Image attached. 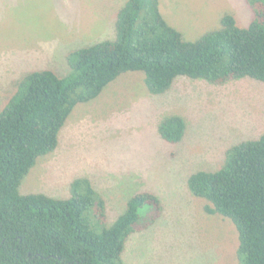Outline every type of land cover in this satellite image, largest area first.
<instances>
[{
  "label": "trees",
  "instance_id": "trees-1",
  "mask_svg": "<svg viewBox=\"0 0 264 264\" xmlns=\"http://www.w3.org/2000/svg\"><path fill=\"white\" fill-rule=\"evenodd\" d=\"M244 3L250 17L239 20L243 26L236 12H227L220 25L186 39L165 18L161 0H124L111 24L113 37L71 50L68 75L33 68L12 81L0 108V264H127L130 235L161 215L157 194H133L110 225L107 201L90 178H75L66 198L21 193L22 181L57 149L75 108L126 72H142L152 94L167 92L179 76L213 85L264 82V0ZM187 129V118L177 113L159 126L172 143ZM188 185L206 201L207 214L233 225L238 264H264V133L229 146L217 168L194 172Z\"/></svg>",
  "mask_w": 264,
  "mask_h": 264
},
{
  "label": "rangeland",
  "instance_id": "rangeland-1",
  "mask_svg": "<svg viewBox=\"0 0 264 264\" xmlns=\"http://www.w3.org/2000/svg\"><path fill=\"white\" fill-rule=\"evenodd\" d=\"M122 2L0 0V108L22 73L46 67L66 76L71 50L112 38ZM161 7L186 39L220 25L227 12H236L242 26L250 17L244 0H161ZM174 113L188 120L178 143L159 132ZM263 133L264 82L244 78L213 85L179 76L170 90L152 94L142 72H126L75 108L57 149L39 158L20 192L66 198L72 181L86 176L105 197L111 225L133 194L149 190L160 197L162 212L130 235L127 264H238L233 225L204 211L206 201L191 192L188 179L217 168L232 144Z\"/></svg>",
  "mask_w": 264,
  "mask_h": 264
}]
</instances>
